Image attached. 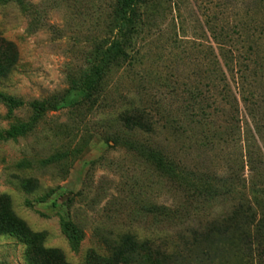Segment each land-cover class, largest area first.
<instances>
[{
    "label": "rangeland",
    "instance_id": "374dc122",
    "mask_svg": "<svg viewBox=\"0 0 264 264\" xmlns=\"http://www.w3.org/2000/svg\"><path fill=\"white\" fill-rule=\"evenodd\" d=\"M119 9L118 0H0V223L12 224V213L48 251L0 231V264H102L125 234L172 252L209 214L219 220L233 203L247 204L249 189L264 210V71L245 105L237 96L239 129L212 147L183 112L197 86L211 97L201 82L202 59L216 51L209 29L234 25L239 3L163 0L131 40L132 63L110 69L106 93L69 104L80 97L71 80L116 44ZM131 108L144 112L137 131L119 125ZM151 145L157 163L169 150L190 168L180 175L232 192L188 198ZM196 245L176 264H264V245L250 254L218 235Z\"/></svg>",
    "mask_w": 264,
    "mask_h": 264
},
{
    "label": "trees",
    "instance_id": "16d2710c",
    "mask_svg": "<svg viewBox=\"0 0 264 264\" xmlns=\"http://www.w3.org/2000/svg\"><path fill=\"white\" fill-rule=\"evenodd\" d=\"M14 1L19 4L23 2V0ZM235 1L244 11L239 14L237 11L238 15L234 25L219 20L209 29L212 41L216 45V51L211 47V55L202 57L205 67L201 82L209 88L211 97L205 95L201 86H197L198 92L191 95L193 100L185 105L183 111L185 117L195 127L202 125L200 132L203 134V138L212 136L211 141L208 142L211 147L216 142L219 143V136H229L235 132L236 127L239 129L241 121L237 113V96H240L245 105L248 93L251 95L249 89L253 78L264 71V0ZM118 3L121 20L116 32L118 38L116 44L108 47L105 52L107 56H102L91 62L79 81L71 80L70 90L79 93L80 97L69 104H91L106 93V82L109 79L110 69L114 65L123 68L124 64L132 63L127 51L131 40L134 34L142 32V26L146 22H155L163 0H118ZM70 90L55 99L56 106L67 103L66 95ZM143 114V111L131 108L120 114L119 125L129 131L142 129ZM214 124L216 125L214 126ZM203 125L208 127L209 136L204 132ZM167 127L171 128V125L168 124ZM172 130L176 131L177 129L172 128ZM202 143L204 146L207 145L204 141ZM154 147L155 145H151L149 151L154 153V161L157 163V149ZM247 155L248 157L251 155L249 147H246ZM161 161L163 169H166L165 172L170 174L171 179H179L178 182L184 184L182 188L186 191L188 198L210 200L220 195L221 192H232L231 189L222 191L217 185L192 179L186 172L180 175L176 169L190 168H187L177 154L169 150L165 149ZM161 161L158 157L157 164L159 165ZM255 190L250 191L249 189L241 196L247 199V204L233 203L230 211L219 220L212 218L209 214L200 227H190L189 232L192 239L190 240L183 234V242L180 245L177 244L172 252L160 248V245L147 238L138 239L125 234L113 243L108 255L102 257V264H133L134 262L139 264H176L178 258L182 256V252L189 254V250H192L196 243L200 246L202 242L211 240L213 235L224 237L234 246L242 245V248L249 251L250 254L257 248L259 251L261 250L259 247L264 245V210L259 206L260 209L257 210L258 208L253 205V203L259 204L257 195L253 193ZM258 196L264 198V189ZM168 212L171 214L172 210L168 209ZM11 222L12 224L9 223L7 227H3L0 223V231L18 234L28 242L30 247L36 242V246H33L34 249L48 253L40 241L35 239L36 234L32 233L12 213Z\"/></svg>",
    "mask_w": 264,
    "mask_h": 264
}]
</instances>
